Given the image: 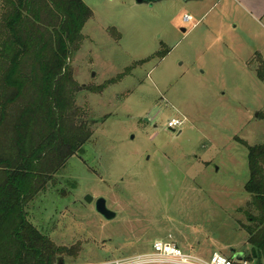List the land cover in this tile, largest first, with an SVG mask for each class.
<instances>
[{
	"label": "rangeland",
	"instance_id": "obj_1",
	"mask_svg": "<svg viewBox=\"0 0 264 264\" xmlns=\"http://www.w3.org/2000/svg\"><path fill=\"white\" fill-rule=\"evenodd\" d=\"M83 1L94 17L81 27L82 40L72 39L55 85L54 124L64 122L58 149L70 155L25 210L57 251L54 264L127 261L152 253L157 241L207 259L213 252L251 257L243 143L264 144V27L234 28L221 6L226 0ZM7 65L0 61V75ZM18 80L24 87L15 107L44 100L32 57ZM10 91L0 87V99ZM46 117L35 116L38 130L48 126ZM173 118L185 121L176 133L167 127ZM10 146L0 134V152ZM100 197L115 220L97 213ZM8 222L0 226L6 259L21 250L6 243ZM40 244V252L50 248ZM40 252L19 264H38Z\"/></svg>",
	"mask_w": 264,
	"mask_h": 264
},
{
	"label": "trees",
	"instance_id": "obj_2",
	"mask_svg": "<svg viewBox=\"0 0 264 264\" xmlns=\"http://www.w3.org/2000/svg\"><path fill=\"white\" fill-rule=\"evenodd\" d=\"M93 17V11L83 0H3V24L0 25L3 32L0 33L4 39H0V61L9 65L0 75V87L11 91L4 100L0 99V134H5L11 146L9 153L0 152V226L6 227L4 224L11 221L13 236L6 243L19 246L21 250L12 258L0 255V264H19L20 260L40 252L34 246L41 245L40 242L50 248L39 253L38 264H54L57 251L52 242L32 227L25 210L46 187L47 178L52 177L70 155L60 156L58 149L64 122L58 118L62 125L54 124L55 105L59 104L55 92L60 88L55 85L62 81L58 78L71 54L72 39L82 40L81 27ZM30 36L35 37L36 42L29 40ZM29 57L43 73L45 101L41 99L32 106L15 107L21 87H24L18 80V69ZM259 78L264 80L263 75ZM12 108L17 111L12 113ZM38 114L46 115L49 120L48 126L44 125L41 130L36 122ZM243 145L248 151L250 169V179L244 190L251 196L246 212L252 224L247 227V233L253 249V255L246 259L253 264H263L264 144Z\"/></svg>",
	"mask_w": 264,
	"mask_h": 264
},
{
	"label": "built area",
	"instance_id": "obj_3",
	"mask_svg": "<svg viewBox=\"0 0 264 264\" xmlns=\"http://www.w3.org/2000/svg\"><path fill=\"white\" fill-rule=\"evenodd\" d=\"M174 121L177 123H173ZM184 123V120L173 118L168 121L167 127L177 131L183 127ZM109 264H253V262L246 258L243 261L227 258L220 252H213L207 259L184 252L175 244L157 241L153 245V252L150 254Z\"/></svg>",
	"mask_w": 264,
	"mask_h": 264
},
{
	"label": "crops",
	"instance_id": "obj_4",
	"mask_svg": "<svg viewBox=\"0 0 264 264\" xmlns=\"http://www.w3.org/2000/svg\"><path fill=\"white\" fill-rule=\"evenodd\" d=\"M221 6L224 11L229 12L236 29L250 25L264 27V0H226Z\"/></svg>",
	"mask_w": 264,
	"mask_h": 264
},
{
	"label": "water",
	"instance_id": "obj_5",
	"mask_svg": "<svg viewBox=\"0 0 264 264\" xmlns=\"http://www.w3.org/2000/svg\"><path fill=\"white\" fill-rule=\"evenodd\" d=\"M164 0H136L137 5H148V6H153L154 4L161 2ZM192 1H200V0H184V2H192ZM185 32V31H184ZM172 133H176V130L174 129H169ZM178 134H182V131H179ZM85 201L87 203H92L94 202V198L90 195H87L85 197ZM95 209L99 215H101L105 220L107 221H113L117 218V213L110 210L107 206V200L103 197H100L95 201ZM256 255V254H254ZM246 258L244 254H238L234 256V259L237 261H243ZM58 264H63V259L60 258Z\"/></svg>",
	"mask_w": 264,
	"mask_h": 264
},
{
	"label": "clouds",
	"instance_id": "obj_6",
	"mask_svg": "<svg viewBox=\"0 0 264 264\" xmlns=\"http://www.w3.org/2000/svg\"><path fill=\"white\" fill-rule=\"evenodd\" d=\"M173 123H177L176 121H174Z\"/></svg>",
	"mask_w": 264,
	"mask_h": 264
}]
</instances>
